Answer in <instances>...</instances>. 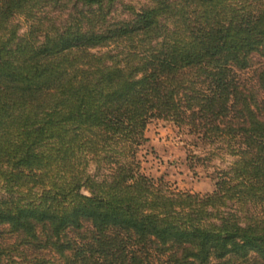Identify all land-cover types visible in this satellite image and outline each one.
<instances>
[{
    "label": "trees",
    "instance_id": "16d2710c",
    "mask_svg": "<svg viewBox=\"0 0 264 264\" xmlns=\"http://www.w3.org/2000/svg\"><path fill=\"white\" fill-rule=\"evenodd\" d=\"M115 1L0 0V239L48 264H144L147 243L175 264L264 261V113L230 77L264 52V0H152L108 21ZM152 116L229 144L213 190L139 170Z\"/></svg>",
    "mask_w": 264,
    "mask_h": 264
},
{
    "label": "rangeland",
    "instance_id": "374dc122",
    "mask_svg": "<svg viewBox=\"0 0 264 264\" xmlns=\"http://www.w3.org/2000/svg\"><path fill=\"white\" fill-rule=\"evenodd\" d=\"M151 3L152 0H116L108 11L106 19L115 21L127 18L130 16L132 9L137 10ZM52 11L60 23H64L71 18L70 14L76 13L71 3L61 9L54 8ZM14 21L19 25L20 33L26 30L27 24L22 16H15ZM98 49L104 50L105 47ZM263 67L264 52L254 51L249 56L248 65L244 68H234L233 74L230 76L248 100L253 97L261 113H264V92L259 87L257 74ZM188 125L185 123L177 124L172 118L168 117H150L145 128L147 138L144 143L137 147L136 151L139 170L155 180L159 179L161 185L170 191L181 190L200 193L211 191L215 187L218 171L229 169L237 156L232 153L228 143L203 141L201 136L193 132ZM89 168L94 171V164H91ZM87 228L85 227V229ZM85 229H81L82 232L80 233L76 230L68 231L65 237L71 241L81 242V240L86 239V233H88V230ZM4 230L3 240L0 239L2 247L10 246L7 244L15 246L22 243H19V237L15 239L16 242H13L15 234L8 233L7 229ZM22 245L23 249L21 251L1 254L0 264H27L29 263L27 259L32 262L34 256H36V259L37 257H44L45 262L43 264H48V259L51 261L57 258L55 253L48 250L36 254L27 251V244H20L19 247L22 248ZM146 247L145 251L148 250L150 254L144 257V264H171V261L175 264L169 252H160L152 243H147ZM132 249L137 250L139 247H133ZM131 253L134 252L131 250ZM50 255H52V259L49 258ZM234 261L233 259L222 262L213 259L210 264H240ZM125 263L126 261L123 264ZM247 264H264V261L251 260Z\"/></svg>",
    "mask_w": 264,
    "mask_h": 264
}]
</instances>
